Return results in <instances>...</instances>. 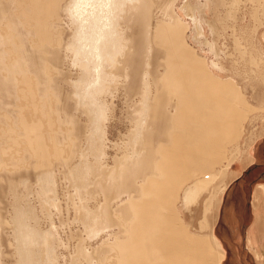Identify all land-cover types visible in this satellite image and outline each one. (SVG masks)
Returning <instances> with one entry per match:
<instances>
[{
	"label": "bare ground",
	"instance_id": "bare-ground-1",
	"mask_svg": "<svg viewBox=\"0 0 264 264\" xmlns=\"http://www.w3.org/2000/svg\"><path fill=\"white\" fill-rule=\"evenodd\" d=\"M7 1L18 6V21L2 19L3 4L0 1V51L4 50L0 53V171L29 165L31 158H38L45 165L51 164L72 144L70 140L60 142L65 133L60 122L62 115H66L64 101L53 95L50 103L38 93L40 80L43 82L47 77L52 81L54 73L59 71L53 63L58 51L47 47L64 45L62 27L58 26L53 35L47 34L46 30L62 18V0ZM72 4V9L70 5L64 8L70 17L68 22L71 20V42L76 48L70 59L74 66L89 71L79 79L82 85L90 84L83 93V87L79 86L80 93H74V100L76 110L82 108L85 112V108L94 107L98 95L110 92V82L118 73L114 70L122 69L118 83H121V77L127 79L134 75L138 39L133 29L140 16L149 9L143 0H71ZM30 22H34L36 33L35 36L29 34L28 39L43 59L41 69L37 64L31 69L26 44L23 47L21 36L15 35L20 26L30 28ZM197 28L200 34L201 26L198 24ZM189 30L190 25L180 17L162 24L154 34L148 30L147 42L152 39L160 44L166 59L165 72L156 76L155 84H150V88L156 89V98L146 110L144 128L138 134L140 149L113 168L100 167L91 171V174L96 173L95 182L101 187V194H105V202L96 211L100 223H96L95 232L109 227V207L112 200L119 198L120 191L135 188L138 193L137 196L129 195L123 205H118L116 214L126 228L124 235L114 237L115 241L110 243L114 256L109 258L114 260L109 262L108 259L105 264H221L224 258L225 252L216 236L192 235L180 214L178 202L183 191V205L187 208L202 193L200 191H206L217 181L215 175L211 177L207 172L214 170L222 162L229 145L241 138L248 103L246 105L233 78H222L213 73L208 58L188 41ZM150 69L147 70L148 78L153 73ZM12 86L15 99L19 100L16 115L12 103L6 104L4 99L13 95ZM67 97L65 95L66 103L71 99ZM173 102L177 107L170 115ZM161 123L166 125L159 137L164 141L156 143L157 128ZM69 126L73 127L72 121L63 123L66 129ZM200 175L203 179L196 178L194 185L185 188L191 179ZM219 189L224 194L227 187L222 184ZM211 201L209 206H212ZM18 204L16 202L14 207L17 214ZM18 219L14 215L11 221L15 224ZM206 225L200 226L204 230ZM28 233L21 242L25 246L23 251L18 248L22 251V264H32L35 259L33 252H28L35 245ZM23 234L17 236L20 238ZM212 243L218 246L217 251L212 248Z\"/></svg>",
	"mask_w": 264,
	"mask_h": 264
},
{
	"label": "rangeland",
	"instance_id": "rangeland-1",
	"mask_svg": "<svg viewBox=\"0 0 264 264\" xmlns=\"http://www.w3.org/2000/svg\"><path fill=\"white\" fill-rule=\"evenodd\" d=\"M0 1L3 4L2 19L18 21V6L11 5L7 0ZM143 1L149 10L144 11L133 29L138 39L136 61H133L134 75L127 79L121 77V83H118L122 69L114 70L118 73L117 78L110 82V92L98 95L94 107L85 108L87 111L84 112L82 108L76 110L74 93H80L79 86L83 87L82 93L86 91L90 84L82 85L79 78L87 75L85 73L89 74V71L74 66L70 59L76 48L71 42V20L68 22L70 17L64 8L70 5L72 9L73 4L71 0H62V20L54 22L46 30L47 34L53 35L58 26L62 27L64 45L47 47L58 51L53 63L59 71L54 73L52 81L47 77L43 82L40 80L38 93L50 103L53 95H58L64 101L66 108L60 106L66 109V115H62L60 122L61 130L65 133L60 142L62 144L70 140L72 144L64 155L51 164L45 165L40 159L31 158L29 165L7 169L8 174L6 170H2L3 173L0 171V215L4 216H0V264H22L20 253L25 246L21 242L26 239V232L35 241V245L31 246L33 249H28L29 253L33 252L32 258H35L32 264H105L108 259L109 262L114 260L109 258L114 256L110 243L115 241L116 236L124 235L126 228L116 210L129 195L137 196L138 193L135 188L120 191L117 194L119 198L112 200L109 207V227L105 231L95 232L96 223H100L96 211L105 202V194H101V187L95 182L96 173L91 174V171L100 167L113 168L140 149L138 134L144 128L146 110L150 109L156 98V89L152 85L150 88V84H155L157 81L154 80H158L157 77L165 72L163 64L166 59L160 44L157 45L152 39L147 42V32L150 30L154 34L159 26L173 21L174 17H180L190 25L188 41L208 58L213 73L222 78H233L246 105L248 103L241 138L229 145L225 157L214 170L206 171L210 172L211 177L215 175L217 181L210 184L206 191H200L201 195L198 194L196 201L193 200L195 202L192 201L187 208L183 205L184 192L181 191L178 209L192 235L209 234L218 239L216 224L218 220H230L225 213L228 205L236 204L235 219L254 218L250 206L251 192L264 182V175L258 177L259 169L264 167V157L256 162H261L260 167L255 164V168L248 172L249 165L255 160L254 148H260L264 143V0H251L253 3L250 0ZM30 23V28L20 26L15 35L21 36L23 47L26 44L31 56V69L33 64L41 69L43 59L28 39L29 34L35 36L36 33L34 22ZM198 24L201 26V35L198 34ZM149 69L154 77L150 75L148 78ZM148 88L150 93L147 94ZM11 90L13 95L4 99L7 100L6 104L12 103L16 115L19 100L15 99L13 86ZM65 95H68L67 99L71 98L68 104ZM176 107L173 102L170 115L175 113ZM65 121H72L73 127H63ZM165 127L161 123L157 128L156 143L164 141L159 137ZM18 132L22 134L21 130ZM14 160L17 161V158ZM196 178L201 180L202 176L191 179L185 188L194 185ZM137 181L140 183V178ZM222 184L228 187L224 194L219 192ZM210 200L212 206H209ZM16 202L20 205L18 214L14 212ZM14 215L19 218V223L11 221ZM203 223H208L204 230L200 226ZM14 225H18V228ZM20 233L23 239L18 237ZM211 246L215 251L219 249L214 243Z\"/></svg>",
	"mask_w": 264,
	"mask_h": 264
},
{
	"label": "crops",
	"instance_id": "crops-1",
	"mask_svg": "<svg viewBox=\"0 0 264 264\" xmlns=\"http://www.w3.org/2000/svg\"><path fill=\"white\" fill-rule=\"evenodd\" d=\"M254 157L248 172L264 157V143L260 148H254ZM259 171H264V168ZM251 194L252 202L249 205L252 206L253 219H235L236 204L233 203L224 211L230 220L224 218L225 220L217 221L216 230L223 252L225 251L221 264H264V182L258 184Z\"/></svg>",
	"mask_w": 264,
	"mask_h": 264
},
{
	"label": "flooded vegetation",
	"instance_id": "flooded-vegetation-1",
	"mask_svg": "<svg viewBox=\"0 0 264 264\" xmlns=\"http://www.w3.org/2000/svg\"><path fill=\"white\" fill-rule=\"evenodd\" d=\"M260 166H261V162L260 163H257V167H260ZM262 175H264V171H260L259 174H258V177H260Z\"/></svg>",
	"mask_w": 264,
	"mask_h": 264
}]
</instances>
